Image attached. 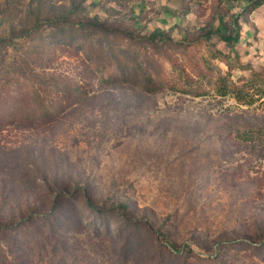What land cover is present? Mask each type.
Here are the masks:
<instances>
[{
    "label": "rangeland",
    "instance_id": "1",
    "mask_svg": "<svg viewBox=\"0 0 264 264\" xmlns=\"http://www.w3.org/2000/svg\"><path fill=\"white\" fill-rule=\"evenodd\" d=\"M256 1L0 0V264H264Z\"/></svg>",
    "mask_w": 264,
    "mask_h": 264
},
{
    "label": "trees",
    "instance_id": "2",
    "mask_svg": "<svg viewBox=\"0 0 264 264\" xmlns=\"http://www.w3.org/2000/svg\"><path fill=\"white\" fill-rule=\"evenodd\" d=\"M253 4H254V6L250 9V12H253L255 9L263 6L264 5V0H257ZM59 21H61V20L60 19H54L53 20V22H55V23H57ZM233 24H234V29L232 30L231 34L222 35L219 32H217V33H214L213 36L214 35L220 36V38L223 41H225L227 44H229V45H234L235 43H238L239 42V38H240L239 26H238V23H237L236 20H234ZM65 25L67 27H74V25H72L70 23H67V22L65 23ZM89 37H91V36H89ZM83 40H84L83 43L84 42H89L86 39H83ZM87 44H90V43H87ZM98 62L102 63V60L100 59ZM100 69H102V70H100ZM98 70L101 73H103L102 79H94V80L97 81L98 84L103 82V81L115 82V79H114V77L112 75H109V76L105 77L106 65H103V67L98 68ZM50 86L52 88H56L58 91H61L62 93H64L66 95V97H64L65 100H72L76 96L83 97V98H86V96H87V93H84V89H83V86L81 84H76L75 83L73 85V84H70V83H62V82L58 81L56 83H52ZM90 86H92V82H91ZM32 88L35 90L34 92H35L36 95L41 90L40 84H38L37 87L35 85H32ZM260 92H261V95L262 94L264 95V83H263L262 89H260ZM49 106L45 107L47 109L48 113H50V110H53L54 112L59 110V106H55V105H53L52 107H49ZM56 202L52 205V209L54 211L55 210L56 211L53 212V213L51 212L50 214L45 215L43 217L41 216V218H43L45 220H47L49 218L50 219L55 218V220L58 222V224L59 223L61 224L62 222H64L65 224H69V222L71 221V215H73L74 207H70L69 208V207H64V206H56V204H57ZM86 202H87L86 205L90 209L94 210L96 213H99V214L102 213V210H100L98 207H96V205L93 203L91 197H87V201ZM106 216L107 215H104V216L101 215V216H98V217L100 218V220H103L104 218H107ZM32 221H34V220H32ZM40 222H42V221H40ZM126 223H128V222H126ZM102 225L107 226V224H104V223ZM125 226H127V225H125ZM16 229H19V228H16ZM122 230L123 229L120 228L118 233L122 232ZM11 232H13V230H11V231L5 230V227L0 225V234L1 235H7L8 233H11ZM127 247H128V243L124 242V243L121 244L120 249L125 251L127 249Z\"/></svg>",
    "mask_w": 264,
    "mask_h": 264
}]
</instances>
